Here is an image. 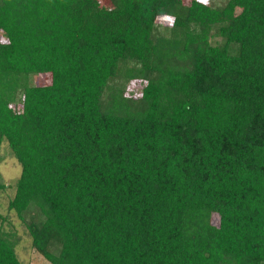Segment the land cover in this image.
Masks as SVG:
<instances>
[{
    "label": "trees",
    "instance_id": "obj_1",
    "mask_svg": "<svg viewBox=\"0 0 264 264\" xmlns=\"http://www.w3.org/2000/svg\"><path fill=\"white\" fill-rule=\"evenodd\" d=\"M105 1L0 0L10 210L52 264H264V0Z\"/></svg>",
    "mask_w": 264,
    "mask_h": 264
},
{
    "label": "rangeland",
    "instance_id": "obj_2",
    "mask_svg": "<svg viewBox=\"0 0 264 264\" xmlns=\"http://www.w3.org/2000/svg\"><path fill=\"white\" fill-rule=\"evenodd\" d=\"M103 4L107 2L101 0ZM207 3L223 0H203ZM190 3L191 0H184ZM173 25V19L169 16H161L157 21V27L168 30ZM35 82H50L49 76H36ZM136 93H140L141 86H136ZM22 173V165L12 152L7 141H4L0 150V177L7 184L5 190L0 191V231L16 232L18 243L16 251L23 264H52L32 245V239L29 235L27 223L32 220V215L27 214L26 219H21L17 213L9 208L10 201L15 196L17 182Z\"/></svg>",
    "mask_w": 264,
    "mask_h": 264
}]
</instances>
